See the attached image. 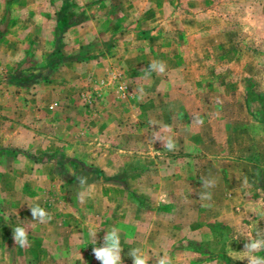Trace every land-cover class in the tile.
Masks as SVG:
<instances>
[{
	"label": "rangeland",
	"instance_id": "obj_1",
	"mask_svg": "<svg viewBox=\"0 0 264 264\" xmlns=\"http://www.w3.org/2000/svg\"><path fill=\"white\" fill-rule=\"evenodd\" d=\"M36 205L52 219L33 222ZM113 226L122 264L136 247L148 264H248L264 235V0H0V264H101Z\"/></svg>",
	"mask_w": 264,
	"mask_h": 264
},
{
	"label": "clouds",
	"instance_id": "obj_2",
	"mask_svg": "<svg viewBox=\"0 0 264 264\" xmlns=\"http://www.w3.org/2000/svg\"><path fill=\"white\" fill-rule=\"evenodd\" d=\"M165 68V62L153 60L149 62L148 68H145L144 71L147 74H150L151 72H157L159 74L163 73ZM138 91L142 92L143 89H139ZM149 123H151V121ZM157 139L164 142V148L167 150L173 151L175 149V143L171 137H168L165 140L158 136H153V141ZM76 179L82 189V191L78 193V196H84L86 194L90 195L92 186L87 185V177L80 176L76 177ZM215 183L216 181L214 179L201 177L202 188L207 189L214 187ZM86 185L87 189L85 190ZM198 195L199 199L202 201L211 199V193L207 191L200 192ZM28 207L31 211L33 222L43 224L52 219L50 213H48L43 207L39 205ZM92 235L94 239L96 232H93ZM13 240L15 245L21 248L29 246L30 241L28 239L27 229L23 226H16L13 228ZM122 250L120 244V230L115 226H113L111 230L106 231V234L103 237V245L100 247H93L92 249L95 258L100 261L101 264H122ZM260 251H264V235H261V233L257 231L255 237L250 238L244 244V250L241 252L247 258L248 264H264V257L255 255V253ZM127 255L132 258V264H148L149 257L140 247L130 249ZM157 264H172V262L167 255H164L157 259Z\"/></svg>",
	"mask_w": 264,
	"mask_h": 264
},
{
	"label": "crops",
	"instance_id": "obj_3",
	"mask_svg": "<svg viewBox=\"0 0 264 264\" xmlns=\"http://www.w3.org/2000/svg\"><path fill=\"white\" fill-rule=\"evenodd\" d=\"M62 61H63V60H62ZM63 62H64V61H63ZM51 63H52V62H51ZM61 68H63V64H62V66L60 67V69H61ZM63 71H64V68H63L60 72L63 73ZM62 73H61V74H62Z\"/></svg>",
	"mask_w": 264,
	"mask_h": 264
}]
</instances>
